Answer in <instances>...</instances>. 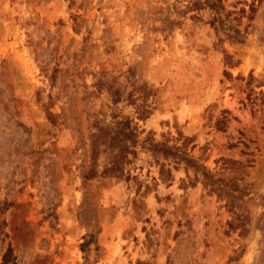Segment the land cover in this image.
Returning <instances> with one entry per match:
<instances>
[{"label": "rangeland", "instance_id": "obj_1", "mask_svg": "<svg viewBox=\"0 0 264 264\" xmlns=\"http://www.w3.org/2000/svg\"><path fill=\"white\" fill-rule=\"evenodd\" d=\"M191 1L0 0V264H264V0L242 44L206 14L167 17ZM135 79L153 91L144 120ZM122 116L212 170L241 161L249 231L201 183L183 189V165L161 180L141 146L124 176L102 175L92 135Z\"/></svg>", "mask_w": 264, "mask_h": 264}, {"label": "trees", "instance_id": "obj_2", "mask_svg": "<svg viewBox=\"0 0 264 264\" xmlns=\"http://www.w3.org/2000/svg\"><path fill=\"white\" fill-rule=\"evenodd\" d=\"M223 1L193 0L188 4L175 6V10L171 11L167 17H172V14L177 17H187L188 15V17L201 20V17L206 14L208 17L206 23L216 34L224 35L232 43L242 44L245 42L249 22L252 21L256 10L254 3L256 0H252L250 3L245 2L248 8L242 7L238 10L227 9ZM244 18L248 23L243 24ZM223 60L228 66L234 65L236 62L233 56L228 53L224 54ZM102 86H106L113 103L119 101L118 89L113 90L112 85L108 89L106 81H101ZM133 87L136 95L133 99L136 119L144 120L155 109L153 103L148 101L153 91L145 82H138L137 79L133 80ZM46 113L48 119L54 122V114L48 108H46ZM133 119L122 116L111 123L103 124L101 122L99 131L92 135V154L95 155L96 149L101 145V155H104L101 174L115 178L124 176L125 166L131 161L129 156L135 157L137 154L136 147L141 146L150 152L159 167L158 173L163 181L173 180L171 164H173L174 169L183 165L185 178L180 179L181 187L186 189L188 186L201 183L206 193L216 195L219 201H223V206L231 214V218L227 221L229 230L239 229L240 233L245 235L249 231L247 228L249 212L245 205V196L249 194V188L248 184L244 182V177L247 174L243 163L229 157H220L216 160L218 167L212 170L198 157L187 151L185 139L181 144H177L178 139L173 143H170L169 139L157 141L150 134L144 139H140L143 129H140L138 123ZM226 120L227 117L224 115L218 119L217 126L219 129H223ZM180 137L182 136L180 135ZM84 178L88 179V176L85 175ZM234 252L237 253L236 250ZM238 257L239 254H236L229 259L230 261H238ZM235 264L240 263L236 262Z\"/></svg>", "mask_w": 264, "mask_h": 264}]
</instances>
